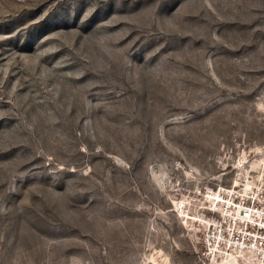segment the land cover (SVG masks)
I'll return each instance as SVG.
<instances>
[{
	"label": "rangeland",
	"instance_id": "rangeland-1",
	"mask_svg": "<svg viewBox=\"0 0 264 264\" xmlns=\"http://www.w3.org/2000/svg\"><path fill=\"white\" fill-rule=\"evenodd\" d=\"M220 184L264 186V0H0V264H208Z\"/></svg>",
	"mask_w": 264,
	"mask_h": 264
},
{
	"label": "built area",
	"instance_id": "built-area-1",
	"mask_svg": "<svg viewBox=\"0 0 264 264\" xmlns=\"http://www.w3.org/2000/svg\"><path fill=\"white\" fill-rule=\"evenodd\" d=\"M204 197L194 193L175 204L185 220L192 218L191 207L198 208L192 222L202 230L204 261L235 258L236 264H264V186L220 184L207 188Z\"/></svg>",
	"mask_w": 264,
	"mask_h": 264
},
{
	"label": "bare ground",
	"instance_id": "bare-ground-1",
	"mask_svg": "<svg viewBox=\"0 0 264 264\" xmlns=\"http://www.w3.org/2000/svg\"><path fill=\"white\" fill-rule=\"evenodd\" d=\"M218 264H236L235 258H226L223 261H220Z\"/></svg>",
	"mask_w": 264,
	"mask_h": 264
}]
</instances>
